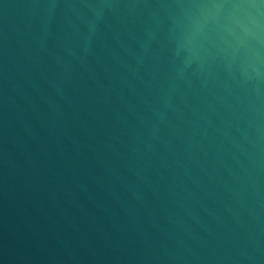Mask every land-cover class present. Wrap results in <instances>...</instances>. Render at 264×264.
Segmentation results:
<instances>
[{
	"label": "water",
	"instance_id": "water-1",
	"mask_svg": "<svg viewBox=\"0 0 264 264\" xmlns=\"http://www.w3.org/2000/svg\"><path fill=\"white\" fill-rule=\"evenodd\" d=\"M0 264H264V0H0Z\"/></svg>",
	"mask_w": 264,
	"mask_h": 264
}]
</instances>
